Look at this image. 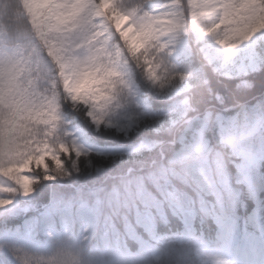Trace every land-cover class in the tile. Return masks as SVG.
<instances>
[{
    "label": "trees",
    "instance_id": "16d2710c",
    "mask_svg": "<svg viewBox=\"0 0 264 264\" xmlns=\"http://www.w3.org/2000/svg\"><path fill=\"white\" fill-rule=\"evenodd\" d=\"M148 1L88 0L78 8L89 33L95 13L105 12L111 36L97 38L108 40L113 54L124 50L134 65L109 76L111 93L67 100L50 48L59 28L44 30L46 8L35 17L22 0H0V41L22 44L32 59L29 72L15 73L0 90V231L29 221L47 242L41 213L50 210L54 236L64 234L84 259L111 253L109 264H213L196 253L199 241L216 239L213 216L264 214V0H223L230 17L223 34L230 38L226 28L237 27L250 35L233 38L259 63L231 76L212 71L195 51L175 62L151 37L130 52L126 37L115 38L119 16L128 11L137 23L149 14ZM217 112L236 115L243 143L221 135L210 120ZM182 114L204 118L208 131L192 134L178 120ZM65 203L70 210L61 209Z\"/></svg>",
    "mask_w": 264,
    "mask_h": 264
},
{
    "label": "rangeland",
    "instance_id": "374dc122",
    "mask_svg": "<svg viewBox=\"0 0 264 264\" xmlns=\"http://www.w3.org/2000/svg\"><path fill=\"white\" fill-rule=\"evenodd\" d=\"M87 4L88 0L22 1L23 8L31 15L37 16L41 8L48 9L43 22L44 30L59 28V38L50 48L58 53L59 88L66 99L86 97L88 94L100 98L111 93L109 74L126 73L134 65L130 56L122 60L118 55H113L107 41L94 40L112 28L104 11L96 12L95 16L102 19L98 20L91 33L84 30L77 9ZM226 6L223 0H150V13L137 24H128L122 31L125 20L120 16L115 38L126 37V47L134 52L141 45L142 38L151 35L163 44L174 60L186 59L195 51L201 56L200 62L219 75L256 71L259 63L245 52L239 41L234 40L235 37H242L241 29L226 28L230 38L225 37L224 29L206 32L207 26H220L230 21V17H225ZM145 19L150 23L141 26ZM220 40H226V43L221 44ZM239 53L242 54L240 61L231 71L228 67ZM26 65L28 62L20 46H0V84H7L11 73L17 68L22 71ZM142 73L145 81H154L148 68L143 69ZM188 88V82L183 81V89ZM133 90L137 91L136 88ZM222 116L217 114L216 119L220 120ZM190 125L188 122L187 127L190 128ZM226 128L228 126H223V129ZM70 205L65 203L62 209H71ZM84 205L87 204L77 203L76 207L84 208ZM47 211H43L41 216H47ZM250 218V225L256 232L240 228V238L231 241L229 236L239 229L238 221L233 217L224 220L214 218L219 227L220 242L216 246L201 242L197 255L203 262L214 264H264V219ZM32 232L29 226L23 231L15 229L0 234L2 264H109L114 258L111 253L106 257L93 253L84 259L79 250L69 248L70 240L68 243L66 237L37 243L31 237ZM55 242H59L57 246L63 245L64 249H58Z\"/></svg>",
    "mask_w": 264,
    "mask_h": 264
},
{
    "label": "snow or ice",
    "instance_id": "6c2138e0",
    "mask_svg": "<svg viewBox=\"0 0 264 264\" xmlns=\"http://www.w3.org/2000/svg\"><path fill=\"white\" fill-rule=\"evenodd\" d=\"M121 16L124 17V20H125V23H124L123 27L121 28V31H122L123 28H126L128 26V24L132 23L133 16L130 15V13L128 11H122ZM97 19L98 20L102 19V17L98 16ZM149 23H150V21L148 19H145L142 21L141 26H147ZM262 30H264V29H262ZM254 34H255V32L253 31L252 35H254ZM241 36L243 37V39H250L251 38L250 35H244L243 33H241ZM129 39H132L133 41L135 40L134 37H129ZM219 43L225 44L226 40H220ZM139 47H143V45L141 44V45H139ZM31 190H32L31 188H27L25 190V194H28L29 192H31Z\"/></svg>",
    "mask_w": 264,
    "mask_h": 264
},
{
    "label": "clouds",
    "instance_id": "9594fccd",
    "mask_svg": "<svg viewBox=\"0 0 264 264\" xmlns=\"http://www.w3.org/2000/svg\"><path fill=\"white\" fill-rule=\"evenodd\" d=\"M17 27H19L21 29H23L25 27L23 20H20V21L17 22ZM221 27H222V30H223V27H225V26L222 25Z\"/></svg>",
    "mask_w": 264,
    "mask_h": 264
}]
</instances>
